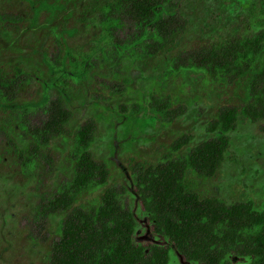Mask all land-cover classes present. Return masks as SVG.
Wrapping results in <instances>:
<instances>
[{"label":"rangeland","instance_id":"1","mask_svg":"<svg viewBox=\"0 0 264 264\" xmlns=\"http://www.w3.org/2000/svg\"><path fill=\"white\" fill-rule=\"evenodd\" d=\"M111 1L115 0H0L1 35L20 38L27 27L35 32L43 25L45 31H53L48 45L54 49L46 57V81L25 66L17 75L18 91L30 101L28 107H9L0 98V264H50L67 214L48 204L74 176L71 148L77 129L88 121L95 125L92 154L106 165L109 187L133 212L136 238L146 245L164 242L151 231L138 202L136 167L170 154L178 138L197 143L215 135L209 131L221 109L238 110L228 132L226 159L213 178H189L197 191L228 204L251 200L264 205V119L254 121L243 114L246 95L241 84L185 68L194 62L190 56L195 52L254 36L261 0H170L165 18H170L174 32L159 52L148 49L149 41L140 39L141 30L124 9L105 13ZM106 20L114 26L113 35ZM58 42L78 59L69 64L87 62L81 79L51 72L60 70L51 61ZM4 52L0 54L14 55ZM63 86L74 96L65 135L33 152L50 118V102ZM1 93L6 100L9 93ZM100 191L80 194L74 206L97 205ZM236 258L228 264H236ZM170 264L191 263L176 252Z\"/></svg>","mask_w":264,"mask_h":264},{"label":"trees","instance_id":"2","mask_svg":"<svg viewBox=\"0 0 264 264\" xmlns=\"http://www.w3.org/2000/svg\"><path fill=\"white\" fill-rule=\"evenodd\" d=\"M169 2L115 0L106 3L104 10L111 13L124 9L141 30L140 39L149 41L148 49L159 52L165 49L166 38L174 32L170 18H165ZM33 8L35 13L40 12L39 6ZM258 11L259 28L254 36L226 40L195 52L190 56L194 62L185 66L241 84L246 95L242 112L254 121L264 119V0ZM105 23L110 25L108 32L113 35L111 20ZM46 28L42 25L41 30L34 32L27 27L20 38L0 33V51L14 54H0V98L4 105L28 107L30 101L22 98L17 86V75L24 66L39 80L45 78L46 81L49 76L50 63L46 57L54 50L48 45L53 31L51 28L45 31ZM31 36L33 39L29 41ZM160 40L163 43L159 45ZM56 48L51 61L60 66V70L51 72H67L81 79L88 71L87 62L77 65L71 61L75 65L71 69L69 61L76 58L74 53L62 42H58ZM1 89L9 93L6 100ZM70 91L63 86L59 96L50 102V118L33 152L65 135L70 100L74 99ZM237 115L238 110L233 107L221 109L209 131L215 135L197 143H190L185 136L178 138L171 144L170 154H160L136 167L138 202L147 215L151 231L164 242L151 245L136 238L137 222L133 212L123 206L120 193L109 187L106 165L92 154L95 125L89 121L83 123L75 133L70 152L74 176L69 186L48 204L51 209L67 214L61 238L52 248L50 264H170L176 252L191 264H228L233 256L237 257L236 264L243 261L264 264V205L257 206L251 200L228 204L197 191L189 178L190 174L204 180L217 175L229 151L228 132L234 128ZM97 188H101L97 205L74 206L84 192Z\"/></svg>","mask_w":264,"mask_h":264}]
</instances>
